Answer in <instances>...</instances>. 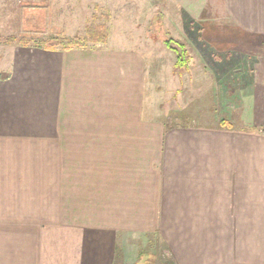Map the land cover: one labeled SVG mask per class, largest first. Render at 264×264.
<instances>
[{"label":"crops","instance_id":"obj_1","mask_svg":"<svg viewBox=\"0 0 264 264\" xmlns=\"http://www.w3.org/2000/svg\"><path fill=\"white\" fill-rule=\"evenodd\" d=\"M173 2L199 40L251 58L239 114L155 119L146 58L121 39L16 46L0 75V264H264V0Z\"/></svg>","mask_w":264,"mask_h":264},{"label":"rangeland","instance_id":"obj_2","mask_svg":"<svg viewBox=\"0 0 264 264\" xmlns=\"http://www.w3.org/2000/svg\"><path fill=\"white\" fill-rule=\"evenodd\" d=\"M167 5L173 0H0V75L8 71L22 37L27 45L43 46L41 41L54 35H85L87 25L102 24L106 38L121 39L144 54L147 107L155 119L170 124L233 120L250 82L251 58L199 40L196 22L182 17L178 24L176 9Z\"/></svg>","mask_w":264,"mask_h":264},{"label":"trees","instance_id":"obj_3","mask_svg":"<svg viewBox=\"0 0 264 264\" xmlns=\"http://www.w3.org/2000/svg\"><path fill=\"white\" fill-rule=\"evenodd\" d=\"M9 41L14 40V37L11 36L8 38ZM22 45H27L28 40L26 37H22L21 39ZM106 40V32L104 31V26L102 24H89L85 29V35H74V36H60L54 35L48 39L41 41L44 45H36L46 49L51 48H61V49H71L75 47H83L86 45L88 41H102ZM167 42H170L167 41ZM181 52L177 55L181 56L183 54L182 46L180 47ZM182 58V56H181ZM180 58V59H181ZM182 61V59H181ZM180 61V62H181ZM183 62V61H182ZM227 119H222L221 123H225Z\"/></svg>","mask_w":264,"mask_h":264},{"label":"built area","instance_id":"obj_4","mask_svg":"<svg viewBox=\"0 0 264 264\" xmlns=\"http://www.w3.org/2000/svg\"><path fill=\"white\" fill-rule=\"evenodd\" d=\"M263 133H264V130H263Z\"/></svg>","mask_w":264,"mask_h":264}]
</instances>
